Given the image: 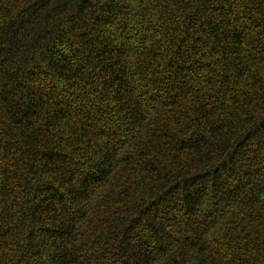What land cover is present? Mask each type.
Here are the masks:
<instances>
[{"label":"trees","instance_id":"16d2710c","mask_svg":"<svg viewBox=\"0 0 264 264\" xmlns=\"http://www.w3.org/2000/svg\"><path fill=\"white\" fill-rule=\"evenodd\" d=\"M0 264H264V0H0Z\"/></svg>","mask_w":264,"mask_h":264}]
</instances>
